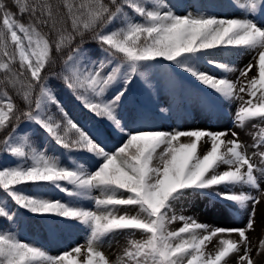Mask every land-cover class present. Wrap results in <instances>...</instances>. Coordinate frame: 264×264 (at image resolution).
<instances>
[{"label": "snow or ice", "instance_id": "1", "mask_svg": "<svg viewBox=\"0 0 264 264\" xmlns=\"http://www.w3.org/2000/svg\"><path fill=\"white\" fill-rule=\"evenodd\" d=\"M13 3L21 14L28 13L29 23L14 18L5 0H0V84L15 89L26 108L14 104L7 91L0 96V130L10 129L0 141V156L15 161L11 166L0 164V191L4 193L0 198V264H78L73 253L81 254V246L53 256L5 230L4 225L19 221L17 209L82 225L89 233L83 264H110L99 249L105 237L121 231L140 232L145 238L129 241L130 247L117 264H255L246 230L253 228L256 205L264 197L257 176L264 177V167L253 162L259 155L264 163V152L255 151L264 146V130L257 134L258 139L254 136L257 142L251 145L254 151L249 155L248 146L236 131L231 132L230 140L224 139L227 130L130 131L119 110L133 78L143 77L142 69L162 59L213 90L221 100L241 99L238 93L245 92L257 98L259 93L258 103L248 99L237 109L235 122L242 128L246 121H264V24L250 18L253 14L264 16V0H235L246 14L242 18L177 14L163 0ZM125 8L138 15L140 22L129 19ZM121 18L122 26L109 31V26ZM89 41L98 45L103 58H91L84 47ZM53 51L66 57L61 77L64 86L85 109L126 137L115 151L106 150L69 115L49 86L48 77L42 75L46 66L56 62ZM225 51L254 53L256 63L250 62L239 71L247 77L257 68V76L238 90L237 83L226 76L217 77L199 68V62L204 61L223 73L236 71L234 66L208 59ZM117 83L122 86L106 99V93ZM50 106H55L59 118L50 113ZM22 121L42 130L69 153L99 158L94 170L83 164L65 167L57 157L39 150L29 135L20 134ZM181 137L190 138V142H180ZM204 137L210 140V148L200 154ZM156 160L158 164H154ZM221 166H226L223 171ZM22 185H33L36 191L29 194L19 187ZM46 186L71 200L46 198L42 191ZM242 186L260 195L233 190ZM94 191L100 196L93 197ZM189 197H207L241 208L251 202L246 228L210 229L190 217L177 216L174 209ZM89 199L94 200L95 210L80 206ZM118 206L138 210L133 215L118 214ZM177 220L183 226L170 231L168 225ZM233 234L238 239L231 238ZM213 237L218 238L216 249L206 253V242ZM262 252L264 240L257 255ZM233 253L232 261L226 259Z\"/></svg>", "mask_w": 264, "mask_h": 264}, {"label": "rangeland", "instance_id": "2", "mask_svg": "<svg viewBox=\"0 0 264 264\" xmlns=\"http://www.w3.org/2000/svg\"><path fill=\"white\" fill-rule=\"evenodd\" d=\"M182 5H186L190 0H179ZM230 3V8L227 13L219 18H242L246 14L243 13L241 9L235 4V0H228ZM242 3L243 0H240ZM192 6L190 7V9ZM176 12V11H175ZM187 12H193L189 9L182 11L181 14H186ZM177 13V12H176ZM194 13V12H193ZM178 14V13H177ZM258 14H253L250 18H253L258 23L264 24V16H257ZM254 53H244L242 52L233 60L231 66H234L236 71L231 73H223L222 71L216 70L214 67L208 65V70L210 74L214 76H223L225 75L228 79L237 83V90L240 86H246L248 80L255 77V74L252 76L254 68L247 77H242L240 75V69H243L245 65L250 62L255 64L256 60L253 58ZM220 56L214 58L215 61H220ZM229 59L224 58L223 63L229 64ZM230 65V64H229ZM258 70V69H257ZM256 71L255 73H257ZM118 84V83H117ZM177 95V91L172 89V86L167 85L161 88L159 95L154 99V103L158 104L159 102L168 103L170 102L171 97ZM241 99H234L231 101H224L218 98L214 94L213 90L204 86L203 88H196L191 93L185 92L184 97L191 96L193 98L192 109L190 113L184 117L183 123L180 127L181 131L187 130H209L214 132H219L220 128L228 131V135L224 137L225 140L233 139L231 132L236 131L239 133V139L245 145L248 146L249 155L252 154L254 149L251 147L252 144L257 142L259 138L258 133H261V130H264V121L259 119H253L246 121L244 126L238 127L236 125V112L237 109L250 97L247 92L238 93ZM176 116H172L168 122L164 125L167 127L175 126ZM26 127L31 126V124L24 123ZM33 126V125H32ZM89 129H92V124H89ZM254 136L257 139H254ZM190 140L188 137H181L180 142L186 143ZM203 148L200 151V154H203L204 151L210 148V140L207 137H204L200 141ZM46 151H50L49 137L46 138ZM223 150V149H222ZM160 150L158 149V152ZM258 152H264V146L255 149ZM50 156L58 158L57 149L54 148L50 151ZM14 159V158H12ZM253 162L257 164L258 167H264V163H261L259 155L253 157ZM159 161H154V164H158ZM226 166H221L219 169L223 171ZM258 178L260 179L261 191H264V177H261L257 173ZM43 192L47 193L46 198L57 199L61 194L59 190L52 188L51 186H46ZM236 192H251L252 195L259 196L260 194L255 190L247 186L237 187L234 189ZM97 193V191H96ZM122 196L126 197L127 193L124 192ZM118 214H127L133 215L136 214L138 210L135 206H118ZM252 204L249 202L246 208H241L239 205L232 203L225 204L222 201H211L207 197H189L182 201L175 209L174 212L177 216L183 215L185 217H190L195 219L199 223H203L209 226L210 229L214 228H246V224L251 212ZM54 227V224H52ZM183 226V222L177 220L168 225L170 231H176ZM58 229L52 228L49 232V241L48 245L44 248L48 254L56 256L60 255L66 251H71V249L81 246V254L77 255L73 253V256L77 259L78 264H83V261L86 259L87 253V239L89 233L77 232L74 238L68 239L66 243L63 242L61 235L58 233ZM205 233H201L204 235ZM246 235L250 241V247L252 249L251 256L255 264H264V252L260 255H257V250L259 248L260 242L264 240V197H261V203L256 205V216L254 218L253 228L251 230H246ZM145 237L140 232L130 233L129 231L115 232L107 236L100 247L105 257L108 259L110 264H117V261L120 257L124 255L125 250H127L130 245L129 241L131 240H143ZM227 238V237H225ZM233 239H238V236L233 234L231 237ZM218 244V238L213 237L210 242H206V248L204 251L206 253H214L216 245ZM243 254L241 251L240 255ZM236 254H230L226 259L232 261V256ZM232 264H236L235 261H232Z\"/></svg>", "mask_w": 264, "mask_h": 264}, {"label": "trees", "instance_id": "3", "mask_svg": "<svg viewBox=\"0 0 264 264\" xmlns=\"http://www.w3.org/2000/svg\"><path fill=\"white\" fill-rule=\"evenodd\" d=\"M5 2L8 4L10 10L14 13V18L25 24L29 23L28 13L21 14L18 8L14 5L13 0H5ZM163 2L172 10L174 9V0H163ZM194 3L196 4L197 8L202 9L200 12H198V14L205 15H214V10L220 8L223 9L227 6L225 0H194ZM148 6L151 7V4L149 3ZM125 11L127 12L129 19L140 22L141 18L131 9L125 8ZM0 23H2V17H0ZM120 26H122V18L118 19L113 25H110L108 30L110 31ZM43 31L47 30L44 29ZM84 47L87 49L93 60L99 59V57L103 55L95 42L89 41ZM225 53L231 54L234 52L225 51ZM52 54L55 57V64L51 65L50 67L46 66L44 72L42 73V75H46L48 77L49 86L53 88L57 98L69 115L72 116L82 127L85 128L87 119L89 116H91L95 121L96 127V131L93 136L102 142V144L106 147V150L115 151L116 148L122 145L126 137L111 127L106 120L95 117L91 112L82 106L80 101H78L71 94V92L64 86L61 79L63 60L66 57L64 54L56 53L55 51H53ZM210 57H208V59ZM117 60H119V56L117 57ZM202 64L203 61H200L199 68L204 71ZM16 67L18 68V64ZM142 71L144 72V76H135L132 83L129 85L128 92L124 98V103L119 110L120 116L122 117L123 123L127 125L128 130L130 131H136L137 129L160 130V123L163 119L167 118L169 108L151 106L150 103L152 96L154 95L155 89L170 77L174 76L176 79H178V77L174 75V71H183L176 68L170 62L164 61L162 59L154 62L150 67L142 69ZM184 74L190 76L186 73ZM2 78L3 73L0 72V79ZM119 88L120 87L110 88V90L106 93L105 98L110 99L119 90ZM5 91L8 92L14 104H16L21 109L26 108L22 97L17 95L15 89L6 84H0V96H2L3 92ZM174 108L179 109V104L175 103ZM161 109H164V111H161ZM49 111L52 115L59 118V113L55 106H50ZM153 125L156 127V129ZM22 130L23 131L20 134L29 135V137L33 139L34 146H36L39 150L46 152L43 147V138L45 133H43L42 130H37V128L29 130H24L22 128ZM8 131H10V129L7 131L0 130V141H2V139L7 135ZM2 147L3 145L0 143V149H2ZM57 149L59 152V161L65 167H75L77 164H83L91 171L94 170L96 162L99 159L92 157L91 154H89L88 157H85L80 153H69L59 146H57ZM46 153L49 155L48 152ZM85 159H88L89 162L85 163ZM0 164L8 165L6 156H0ZM67 186L69 188L71 187L70 185ZM19 187L23 188L24 191L29 194H31L32 190L35 189V186L33 185H22ZM92 196L97 197L94 193H92ZM0 198H4V193L2 191H0ZM62 201L66 202L68 200L63 198ZM80 206L90 210H95V203L93 199L81 201ZM17 211L20 213L19 221L4 225V229L13 231L20 240L21 236L25 235L26 241L24 242H28L39 247H42L44 244H46V229L48 226H51L52 217L34 216L22 209H17ZM62 224L64 226L63 232L65 236L67 237L73 235L74 231L72 232L67 230L69 225H71V222H62ZM39 234L41 238L38 237ZM35 241L37 242L35 243Z\"/></svg>", "mask_w": 264, "mask_h": 264}, {"label": "bare ground", "instance_id": "4", "mask_svg": "<svg viewBox=\"0 0 264 264\" xmlns=\"http://www.w3.org/2000/svg\"><path fill=\"white\" fill-rule=\"evenodd\" d=\"M256 71H258V70H257V69L253 70V72H252L251 75L253 76V75L255 74V77H256V76H257V73H258V72L255 73ZM258 98H259V93H257V98L249 97L248 99H253V102H254V103H258V102H259V99H258ZM246 101H247V100H246ZM196 130H198V129H196ZM223 131H225V130H223V129L220 128V131H219V132H223ZM188 142H190V140H189Z\"/></svg>", "mask_w": 264, "mask_h": 264}]
</instances>
